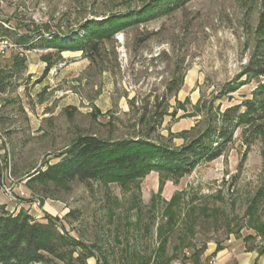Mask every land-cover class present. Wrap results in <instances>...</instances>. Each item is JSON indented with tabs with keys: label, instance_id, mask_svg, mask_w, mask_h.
Segmentation results:
<instances>
[{
	"label": "rangeland",
	"instance_id": "374dc122",
	"mask_svg": "<svg viewBox=\"0 0 264 264\" xmlns=\"http://www.w3.org/2000/svg\"><path fill=\"white\" fill-rule=\"evenodd\" d=\"M153 1L0 0V29L32 37L67 34L86 20ZM262 14L264 0H193L115 34L103 61L81 53L49 73L42 57L52 50L0 52V71L13 69L16 55L28 66L0 94V195L9 211L63 221L92 254L87 264L155 258L158 227L166 226L171 204L177 222L164 234L170 264H195L196 253L201 260L229 240L264 242V126L253 130L243 123L220 158L190 173L152 169L133 183L35 180L36 170L59 162L81 136L119 140L139 133L180 150L228 107L264 98V77L244 75L264 39ZM172 83L180 90L170 93Z\"/></svg>",
	"mask_w": 264,
	"mask_h": 264
},
{
	"label": "trees",
	"instance_id": "16d2710c",
	"mask_svg": "<svg viewBox=\"0 0 264 264\" xmlns=\"http://www.w3.org/2000/svg\"><path fill=\"white\" fill-rule=\"evenodd\" d=\"M191 1L154 0L127 14H116L102 20H86L79 30L67 34L47 32L32 37L15 35L10 29H0V40H11L24 52L52 50V53L42 57L47 64L46 72L49 73L58 63L66 61L64 52L82 53L92 62L103 61L102 50L115 34L133 25L173 13ZM259 27L264 29V14L260 18ZM27 69L26 58L16 55L13 69L0 71V94H5ZM244 75L250 78L264 77V39L259 42L255 54L245 67ZM180 88L181 84L172 83L168 90L173 93ZM257 94L263 96L262 91ZM146 121L147 118L143 117L140 124L143 126ZM155 122L150 123L152 130L156 127ZM243 123L252 126L253 130L263 128L264 98L246 100L228 107L215 121L209 122L196 139L180 150L155 144L139 133L119 140H107L97 135L81 136L58 157L59 162L49 163L43 169L36 170L35 180L133 183L152 169L169 174L190 173L201 162L220 158L232 141L234 130ZM172 206L168 209L166 226L158 227L162 242L155 258L143 257L142 264L171 263L173 257H164L168 242L164 236L166 232L172 233L176 226ZM261 230L258 229V232ZM194 256L195 264H201L199 253ZM90 257L92 254L88 248L67 231L63 221L48 216L45 221H38L29 213L20 211L14 214L5 205H0V264H54L56 261L63 264H87ZM128 262L126 260L125 264Z\"/></svg>",
	"mask_w": 264,
	"mask_h": 264
},
{
	"label": "crops",
	"instance_id": "0c3cea01",
	"mask_svg": "<svg viewBox=\"0 0 264 264\" xmlns=\"http://www.w3.org/2000/svg\"><path fill=\"white\" fill-rule=\"evenodd\" d=\"M66 54V55H65ZM64 58H72L80 56L79 52H65ZM44 64H46L44 62ZM32 70H37L39 65L37 63L32 64ZM53 70V68L51 69ZM3 196L0 195V205H5L9 210V207ZM44 221V220H42ZM259 242L254 246H251L247 239H235L229 240L226 244H222V249L217 250L216 247H212L206 251L202 256L201 264H264V242L263 239H258ZM249 246V247H248Z\"/></svg>",
	"mask_w": 264,
	"mask_h": 264
},
{
	"label": "built area",
	"instance_id": "2783aa9c",
	"mask_svg": "<svg viewBox=\"0 0 264 264\" xmlns=\"http://www.w3.org/2000/svg\"><path fill=\"white\" fill-rule=\"evenodd\" d=\"M18 46L13 43L11 40H7V39H4V40H0V52L3 53L7 50H18ZM4 190L6 192V194L11 198V199H14L13 198V194L11 193V190L7 187H4Z\"/></svg>",
	"mask_w": 264,
	"mask_h": 264
}]
</instances>
